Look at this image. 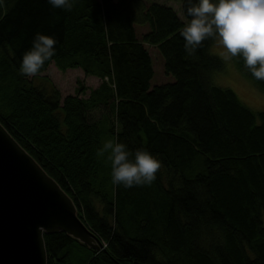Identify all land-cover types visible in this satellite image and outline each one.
Masks as SVG:
<instances>
[{"label": "trees", "instance_id": "trees-1", "mask_svg": "<svg viewBox=\"0 0 264 264\" xmlns=\"http://www.w3.org/2000/svg\"><path fill=\"white\" fill-rule=\"evenodd\" d=\"M178 1L182 17L158 1L76 0L69 11L48 0H0V123L103 244L44 233L46 264H264V111L213 82L223 68L213 39L186 53L188 0ZM136 25H147L140 37ZM37 32L55 38V55L24 76L22 56ZM147 44L173 80L151 85ZM231 61L264 93L241 57ZM51 62L100 82L77 80L61 96L40 77ZM103 135L156 157L154 182L114 185L107 154L96 155Z\"/></svg>", "mask_w": 264, "mask_h": 264}, {"label": "clouds", "instance_id": "clouds-1", "mask_svg": "<svg viewBox=\"0 0 264 264\" xmlns=\"http://www.w3.org/2000/svg\"><path fill=\"white\" fill-rule=\"evenodd\" d=\"M53 8L71 10L76 0H48ZM189 18L180 35L184 49L191 56L207 39L219 41L228 59L241 57L244 66L259 81H264V0H188ZM56 40L50 35L35 33L31 47L20 63V74L36 76L45 62L55 55ZM111 167L114 185H151L161 162L145 149L129 152L126 145L112 139L103 142L97 157H104Z\"/></svg>", "mask_w": 264, "mask_h": 264}, {"label": "water", "instance_id": "water-1", "mask_svg": "<svg viewBox=\"0 0 264 264\" xmlns=\"http://www.w3.org/2000/svg\"><path fill=\"white\" fill-rule=\"evenodd\" d=\"M58 231L103 247L70 196L0 123V264H46L43 234Z\"/></svg>", "mask_w": 264, "mask_h": 264}, {"label": "rangeland", "instance_id": "rangeland-1", "mask_svg": "<svg viewBox=\"0 0 264 264\" xmlns=\"http://www.w3.org/2000/svg\"><path fill=\"white\" fill-rule=\"evenodd\" d=\"M158 1L172 5L177 14L182 17L180 1L178 0H145ZM147 28V25H136L137 36L140 37ZM152 60L154 75L151 79V85L159 82L171 81L173 78L163 72V58L157 48L153 45H146ZM210 52L219 56L223 61V68L212 72L211 78L214 83L231 88L236 95L250 108L264 111V93L259 91L253 84L244 78L235 68L231 59H228V53L219 44L218 39L214 40L210 46ZM40 77L47 78L60 91L61 96L74 93L78 85L77 80H81L86 87H96L100 80L92 75H85L80 68H68L65 71L59 70L54 63H50L48 68L40 74ZM38 80V79H37ZM40 80V79H39ZM103 135L104 140L109 137ZM264 221V216H263Z\"/></svg>", "mask_w": 264, "mask_h": 264}]
</instances>
